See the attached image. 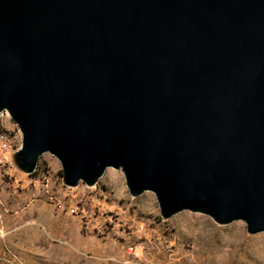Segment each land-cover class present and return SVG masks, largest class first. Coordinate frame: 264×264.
I'll return each mask as SVG.
<instances>
[{
    "label": "water",
    "instance_id": "95a60500",
    "mask_svg": "<svg viewBox=\"0 0 264 264\" xmlns=\"http://www.w3.org/2000/svg\"><path fill=\"white\" fill-rule=\"evenodd\" d=\"M3 112L25 174L264 233V0H0Z\"/></svg>",
    "mask_w": 264,
    "mask_h": 264
},
{
    "label": "rangeland",
    "instance_id": "374dc122",
    "mask_svg": "<svg viewBox=\"0 0 264 264\" xmlns=\"http://www.w3.org/2000/svg\"><path fill=\"white\" fill-rule=\"evenodd\" d=\"M264 264V233L184 211L163 219L154 194L134 198L107 169L67 187L49 154L32 174L0 165V264Z\"/></svg>",
    "mask_w": 264,
    "mask_h": 264
},
{
    "label": "built area",
    "instance_id": "2783aa9c",
    "mask_svg": "<svg viewBox=\"0 0 264 264\" xmlns=\"http://www.w3.org/2000/svg\"><path fill=\"white\" fill-rule=\"evenodd\" d=\"M22 137L18 126L11 120L7 112L0 114V165L6 167L14 162L15 155L21 149ZM4 260L3 264H10Z\"/></svg>",
    "mask_w": 264,
    "mask_h": 264
}]
</instances>
